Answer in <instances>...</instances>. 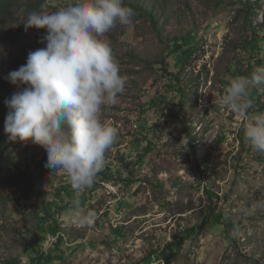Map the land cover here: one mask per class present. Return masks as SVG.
<instances>
[{"label": "rangeland", "instance_id": "1", "mask_svg": "<svg viewBox=\"0 0 264 264\" xmlns=\"http://www.w3.org/2000/svg\"><path fill=\"white\" fill-rule=\"evenodd\" d=\"M27 1L13 0L0 17V264H39L29 262L36 210L66 188L83 192L46 167L42 146L5 132L6 102L26 87L8 73L46 46V29L25 30ZM123 2L134 10L131 26L101 37L126 79L118 103L100 113L118 129L101 171L107 180L97 176L88 198L57 216L56 234L41 241L48 264H264V151L244 136V124L264 113V86L252 87L246 117L219 103L230 80L264 67V0ZM45 3L40 11L51 12L67 0ZM177 37L187 54L169 53ZM172 85L178 94L168 92ZM207 191L219 199L222 222H203ZM89 210L95 217L81 225ZM175 234L181 248L162 259Z\"/></svg>", "mask_w": 264, "mask_h": 264}, {"label": "clouds", "instance_id": "2", "mask_svg": "<svg viewBox=\"0 0 264 264\" xmlns=\"http://www.w3.org/2000/svg\"><path fill=\"white\" fill-rule=\"evenodd\" d=\"M134 14L123 0H67L51 12H30L23 23L26 31L46 29V46L29 52L26 64L8 73L12 84L26 87L6 102L11 111L5 132L11 141L42 146L46 167L62 171L76 191L92 187L118 135L100 113L118 103L126 79L101 37L117 24L131 26ZM254 86H264V67L230 80L219 103L246 117ZM244 136L264 151V113L244 124ZM94 217L91 210L80 213L79 223L88 225Z\"/></svg>", "mask_w": 264, "mask_h": 264}, {"label": "trees", "instance_id": "3", "mask_svg": "<svg viewBox=\"0 0 264 264\" xmlns=\"http://www.w3.org/2000/svg\"><path fill=\"white\" fill-rule=\"evenodd\" d=\"M46 0H28L27 4L25 5L26 13H30L32 11H40L42 9L46 8ZM42 5L44 6L42 8ZM13 11V0H0V17H3L10 12ZM185 39L182 40V38H175L172 40V43L168 45L169 53L171 51V54L173 53H181V54H187L188 47L186 45ZM255 60V59H254ZM175 85V84H174ZM172 85L168 92L178 94L180 92V89L176 86ZM176 87V88H175ZM261 87L259 89H254L252 93L261 94ZM98 178L100 181L107 180V177L103 173L98 174ZM208 192V196L210 198L211 204L208 206V211L204 217L203 222L210 221V223L215 224L222 222L225 220L226 215L224 211L219 208L218 211H214V208L217 206L218 203V197L217 195H214L212 192ZM90 194L89 190H83L80 195H75L73 192L67 190H63V193H59V199L50 201L49 203L41 206L36 210L35 213V225L37 227V237L33 239L32 242H30V246L33 249V251L36 253L33 258L29 260L30 263H35L36 258H39V264H48L50 263L52 256L50 255H44L42 252V246L41 241L43 238H45L48 234L55 235L57 231V226L55 224L57 216L66 211L71 210L73 208H77L76 205L81 204L85 201V199L88 198ZM247 222V221H246ZM235 223L233 220L227 221L228 224ZM240 224H246L243 221H238ZM229 240L231 239L228 235ZM184 237L180 234H175L173 237V240L169 242L161 251H159V256H161L162 259H167L172 254H175L179 251V249L182 246ZM48 254V253H47ZM160 258V257H159ZM7 264H18L15 260H10L7 262Z\"/></svg>", "mask_w": 264, "mask_h": 264}, {"label": "water", "instance_id": "4", "mask_svg": "<svg viewBox=\"0 0 264 264\" xmlns=\"http://www.w3.org/2000/svg\"><path fill=\"white\" fill-rule=\"evenodd\" d=\"M231 218L236 219V218H234V217H231ZM247 219H251V218H247ZM247 219H243V220H247Z\"/></svg>", "mask_w": 264, "mask_h": 264}]
</instances>
